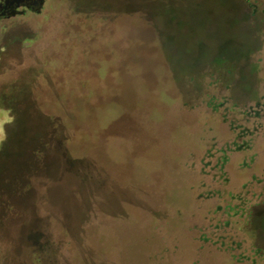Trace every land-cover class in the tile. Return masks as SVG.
<instances>
[{"label":"rangeland","instance_id":"374dc122","mask_svg":"<svg viewBox=\"0 0 264 264\" xmlns=\"http://www.w3.org/2000/svg\"><path fill=\"white\" fill-rule=\"evenodd\" d=\"M262 95L264 0L0 17V143L13 117L48 136L31 199L77 239L55 260L0 212V264H264Z\"/></svg>","mask_w":264,"mask_h":264},{"label":"trees","instance_id":"16d2710c","mask_svg":"<svg viewBox=\"0 0 264 264\" xmlns=\"http://www.w3.org/2000/svg\"><path fill=\"white\" fill-rule=\"evenodd\" d=\"M4 126L5 137L0 143L3 182L0 186V212L6 226L11 223H23L29 229L34 246H41L53 259L59 260L64 253L75 249L77 239L60 223V234H50V216L44 217L37 210V201L31 199L30 186L32 172L42 165L47 166L49 151L47 135L37 129H30L27 124L14 125L13 121ZM19 171L25 179L15 178ZM2 180V179H1ZM48 234H45V231Z\"/></svg>","mask_w":264,"mask_h":264},{"label":"flooded vegetation","instance_id":"af4514ba","mask_svg":"<svg viewBox=\"0 0 264 264\" xmlns=\"http://www.w3.org/2000/svg\"><path fill=\"white\" fill-rule=\"evenodd\" d=\"M39 3H40V0H0V17H4V16L12 17L16 15H22L29 10L31 11L35 10ZM257 107H259V109H257ZM252 111L257 118L264 117V95H262L260 99L256 102V108L252 109ZM260 126L261 125H259V127H255L254 132H256L257 129L260 128ZM242 131L249 133V135L252 134L250 130L246 128L243 129ZM247 185L248 184H243V186H247ZM251 185H254V184H250V186ZM248 193H249V190H248ZM252 196H255V193H252ZM230 197L234 201H238L240 199L237 196H232V194ZM237 213L235 214V216L237 215ZM224 215L226 217V221L224 224V230L225 229L227 230V227H231L230 221H229V218L231 217L229 214H227L226 209L224 210ZM226 236H228L227 232H226L225 237Z\"/></svg>","mask_w":264,"mask_h":264},{"label":"water","instance_id":"95a60500","mask_svg":"<svg viewBox=\"0 0 264 264\" xmlns=\"http://www.w3.org/2000/svg\"><path fill=\"white\" fill-rule=\"evenodd\" d=\"M42 3H43V0H40V3L37 5L36 10H39V8L41 7Z\"/></svg>","mask_w":264,"mask_h":264}]
</instances>
